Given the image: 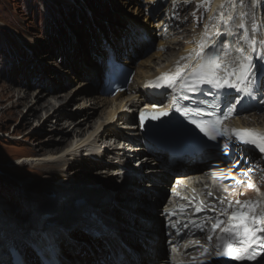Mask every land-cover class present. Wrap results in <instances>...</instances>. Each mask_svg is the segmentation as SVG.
I'll return each instance as SVG.
<instances>
[{
	"label": "rangeland",
	"instance_id": "374dc122",
	"mask_svg": "<svg viewBox=\"0 0 264 264\" xmlns=\"http://www.w3.org/2000/svg\"><path fill=\"white\" fill-rule=\"evenodd\" d=\"M132 3L136 4L135 1ZM130 5L128 0H119L115 4L112 0H70V2L68 0H0V93L5 91L8 96L0 101V219L2 222H6L7 226L16 228L18 231L15 233L19 234L24 231V234L21 233L22 235L27 237L33 235L34 230L41 224L42 216L57 211L60 201H62L60 211L68 206L75 196L76 189H80V185L86 181L98 182L105 187H114L115 193L120 192L121 184L118 187V178L114 174L116 172L113 171L116 170V163L110 161L111 156H107V154L101 156L100 153L105 144L114 143L112 139L114 133H111L114 127H117L114 129L117 132H125V124L121 119L110 123L107 119L110 108L100 107L93 120L84 124L85 133L83 134L85 136L82 137L81 133L77 131V127L80 120L85 117L78 108L80 104L78 102L81 101L78 97L81 95L76 91L77 88L82 87L80 85L86 78H78L77 75L74 77L71 64L68 62L67 65H63L62 69L58 67L59 64H62L59 58L63 57L60 56L62 54L60 50L55 52L53 58H44L48 60L49 64L45 63L44 65L40 57L44 51L56 50V47L73 42V39L76 38L74 40V42L77 41L75 42L76 46L83 43L87 48V50L85 49L86 55L95 58L92 55L90 44H87L88 38L92 37V34L95 35L96 44L103 47L104 35H107L108 38L110 33L113 35L114 32L118 37H121L123 29L121 26L137 17L126 7ZM144 12L140 14L137 21L144 23L143 16H146ZM188 30H190V26H188ZM188 30L186 35L190 33ZM34 42L40 43L39 46H33ZM55 42L56 44L58 42L56 47ZM36 49H39L40 53ZM70 49L71 46L68 45L65 51L73 53V50ZM176 52L172 53L175 55ZM165 56L169 57L167 54ZM46 67L52 70L58 69L61 72L59 78H56V75L49 70L47 71ZM33 73H38L40 77L43 76L46 84H51L47 90L50 87L51 89L52 87L58 88L60 84H64L65 87L59 90L63 95V97H58L59 100L55 97V92L50 91L47 94L41 102L42 107L37 109L39 115L37 117L33 114L31 101L26 105H16L19 94L23 95L25 92H29L31 95H36L45 87L42 81L31 88L26 87V83H35L34 79L36 78ZM71 91H73L75 100L63 101L66 102V106L62 110L64 113L60 116L53 115L47 120L49 114L52 115L54 112L53 106H59L60 100H63L64 96ZM10 93L14 95L11 94L13 96L9 99ZM99 124L102 125L99 126ZM89 135L90 138H86ZM64 138L66 142H64ZM85 138L86 141L94 142L96 140L98 144H103L102 148L99 145V148L91 149V151L88 148L91 143H81ZM56 145L63 146V148L59 149L58 153L49 154V157L43 155L42 151L37 153L31 151V149H38L41 146L53 147ZM86 148L89 151H86ZM70 149L74 151L67 154L71 152ZM97 153L99 155H96ZM34 156L36 158H33ZM95 162L112 165L113 172L102 173L101 170L104 172L107 169L104 166L95 165ZM73 164L75 167L70 166ZM53 188L57 190V193L68 191L69 196L65 199L59 197L53 203L50 195ZM122 192L127 194V192ZM33 198H41L42 213H40V217V214L37 213L36 218L31 222H25V213L30 210L27 205H29V201H33ZM78 213L75 215L77 216ZM26 225L30 228L25 232ZM82 234V228L77 229L75 240H72L74 244L64 246L67 254L76 256V262H80L78 257L86 254L88 244L94 240L92 239L87 245L81 247L79 240L85 239V237H81ZM10 239L12 240V238ZM29 248L26 245L21 247L24 254L28 252ZM68 250L70 253L67 252ZM32 251L33 248L27 255L25 254L28 260L33 256Z\"/></svg>",
	"mask_w": 264,
	"mask_h": 264
},
{
	"label": "bare ground",
	"instance_id": "6f19581e",
	"mask_svg": "<svg viewBox=\"0 0 264 264\" xmlns=\"http://www.w3.org/2000/svg\"><path fill=\"white\" fill-rule=\"evenodd\" d=\"M68 1L70 2V0H68ZM112 1L115 4L119 0H112ZM146 1H148V2H146ZM146 1L142 0V1L138 2V0H136V6H126V7H128V9L131 12L134 13V15L136 14V16H137V17H134V20L132 21L131 25H133V24H134L133 26L136 25L139 33H146L147 35H150L154 41H155V39H157L159 41V45H165V46H168V48L170 47L171 49L177 48V46H180V47L181 46L183 47V45L186 46V44H185L186 41H184L183 39L180 40L179 39L180 36H177L171 40L168 39L167 41L161 37L162 31L157 29V28H158L160 22L163 19H165V17L161 13H155V15H154L155 18L153 20H150L151 19L150 14L152 13V11H153L152 8L154 7L151 5V3L154 2L155 0H146ZM205 1H209V0H197L196 2H193V0H183V2H177L178 9L176 8L173 12L174 13L179 12L181 14V16L177 17V20H175V21H173L171 19L170 22L173 21L174 25H176V26L181 25L182 23L185 24L183 26H186V24L190 21L189 17L191 15V13L187 14L186 13L187 7L182 6V4L184 2H188L189 6H191V7H193V5L203 6ZM133 2H134V0H133ZM144 2H146V3H144ZM260 2L262 3V2H264V0H260ZM115 7H118V6H115ZM262 10L264 11V6L262 7ZM143 11H145L144 13L146 16H144L145 18L143 19L144 23H141L137 20L139 19V16ZM187 15H189V16H187ZM178 22H179V24H177ZM170 29L174 32L176 31L175 27H170ZM100 30H102V28H100ZM185 31H186V29H184V32ZM95 33H97V32H95ZM208 37H209V35H208ZM117 38H118V36L114 32H113V35L110 33V36H108V38L106 36V39L108 40V42L112 41L113 43H115L116 52L120 56H123V55L125 56L126 63L130 64V66H134V64L137 60V58L134 55L138 54V53L141 54L144 50H139V48L143 45L146 46V43H143V42L137 41V40H132V41H126V44L124 46L123 44L121 45V44L117 43ZM75 39L76 38L73 39V42H70V43L68 42L67 44H62L61 47L60 46L56 47L58 42H57V44L55 42L54 45L56 47V50H51V51L49 50L50 52L44 51L43 53H41L40 58L42 60V63H44V65H45V63L49 64L48 60H45L44 58L45 57L53 58L55 56V52L56 51L59 52V50H60V52L62 53V54H60V56H63L64 63H66V65H67V62L69 64H71L73 74H76L77 75L76 77H80L81 74L82 75L85 74L87 76V79L82 81V83L80 85L82 87L79 89L77 88V91H76V92H80L79 95H81V96L78 95L79 96L78 98L81 100L80 102H78V103H80L78 108L80 109V113L84 114L83 117H85L82 120H80V123L77 127V129H78L77 131H79L81 133V136L83 137V135H84L83 133H85V130L83 129L84 124H88V123H90V121L93 120L95 113H97V111L100 110V107H104V109L111 107V110L107 113V119L108 120L110 119L112 121L114 119L115 114L117 112L121 111L124 106L128 105L127 102H129V101H127L124 104L125 101H123L121 96L110 98V97H107L104 95H100L98 93V87L96 86L97 85V76L100 75L101 69H100L98 62H96V61L98 60L99 57L102 58L103 55H105V52L102 51L103 49L99 44H96L95 39H97V38L95 35L92 34V37L90 36L88 38L87 44H90L93 55L97 56L96 57L97 60L95 61L96 66L91 67L88 71V66L90 65V63L94 64V62L92 61L94 59L91 58L90 56L86 55L85 49L87 50V48L85 47V45L83 43H80L79 45L76 46L75 42H77V41L74 42ZM186 39L187 40L191 39V35H188L186 37ZM200 40L201 39L196 38V42L193 43L192 46L194 47L196 43L200 42ZM61 43H63V42H61ZM39 44L40 43L34 42L33 46H39ZM68 45L71 46L70 50H73V53L65 51L67 49ZM36 51H38L40 53L39 49H36ZM181 51H182V48L181 49L179 48V51H177L175 53V55L173 53H171L170 57H166V59H163L160 63L157 64V67L164 66L172 58H174L176 55L180 54ZM75 53H78V54L76 55ZM163 53L164 52H162V51H154V53L152 55L148 56L146 60L139 63V65L137 66L138 71L136 73L135 82L132 85V89H134V90L138 91L140 94H142V91H141L142 84H140L141 77L142 78L145 77L148 72H151L155 68L154 63H156L157 59H160V60L162 59ZM167 55H169V54H167ZM172 55H174V57H172ZM58 67L62 69L63 64H59ZM46 70L47 71L49 70L51 73H54L56 75V78H59V76L61 75V72L58 69L52 70L49 67H46ZM33 74L36 78V79H34L35 83H33V82L32 83L31 82L26 83V87L28 86L27 88H31V87L35 86V84L36 85L40 84L41 81H42V84H45V87L43 88L42 91H39V93H37L36 95L35 94L31 95V93H29V92L28 93L25 92L23 95L19 94L18 95L19 98H18V101L16 102L17 103L16 105L17 106L21 105V104L26 105L27 103H29V101H31V103H32L31 107L34 111L33 114L36 115V117H37V116H39L37 109L39 107H42L41 102L45 99L47 94H49L50 91H52V92L56 93V96H55L56 98L61 97V96L63 97L62 93L59 90H61L62 88H65V87H64V84H60L58 88L52 87V89H51V87H50L51 90L50 89L47 90V88H49V85H51V84L50 83L46 84L44 77L43 76L40 77L38 73H33ZM74 77H75V75H74ZM63 82H61V83H63ZM17 92H19V90H17ZM72 92L73 91H71L70 93L65 95L63 100H60L61 104L59 106H57V105L53 106L52 109H54V112L52 113V115L49 114L47 120H49L53 115L60 116L64 113L62 110H63V107L66 106V102H63V101H66L68 99H69V101H71L73 99L75 100V97L72 94ZM11 94H13V93L9 94V99L14 95V94L13 95H11ZM6 97H8V96L5 94V91L0 93V101H3ZM58 100H59V98H58ZM138 104H139V101H133V102H131V107L136 108ZM84 106H86V107L84 108ZM89 106H91V107L88 108ZM90 111H92V113H90ZM72 117H74V115H72ZM125 117H127V116L122 114L121 118L124 119ZM129 119H131V118H129ZM253 121H254V123H258V124L264 123V119L253 118ZM101 125L99 124V126H101ZM115 128H117V127H114V129ZM93 132H94V130H93ZM88 133H91V132H88ZM114 134L116 137H120V138L125 136L126 139L130 140L131 143H135L138 140H140V138H141V135H139L137 132H129L128 131V132L121 133V132L114 131ZM93 135H94V133L92 134V136ZM110 135H112V134H110ZM65 138L63 139L64 142H66ZM86 138H90V135H89V137L87 136ZM86 138L84 140H82L81 143H86V144L93 143V142H90L91 140L86 141L87 140ZM91 139H92V137H91ZM81 143H79V144H81ZM99 145L100 144H97V141L94 142V146H99ZM62 148H63V146H58V145L53 146V147L52 146H49V147L41 146L38 149H31V151L34 153L42 151L44 153L43 155H48V157H49V154L58 153L59 149H62ZM97 151L99 152V150H97ZM77 152H78V150H77ZM113 153L117 157H120L122 154L128 155L129 151H126V150L125 151H114ZM53 156H55V155H53ZM26 157H30V156H26ZM33 158H36V156H34ZM37 158H40V157L37 156ZM92 163H94V162H92ZM70 166H74V164L70 165ZM132 175L133 174L131 173V174H128V176H126V188L127 189H130L129 185L137 186V189L133 190L134 199L132 200V202L130 201V202L124 204L119 199L114 198V199L109 200L105 204V206L102 210L103 219L105 220V222L107 224H109L110 226H112L115 229L116 235L114 237L106 238L107 244H105L103 242V240H93L92 243H89L88 244L89 247L86 249V254L82 257L81 256L78 257L80 260V264H85L84 261L87 260L89 255H91L92 253H95V255L100 254L99 251L97 250V248H98L97 246H99L102 249L101 255H106V261L108 260L111 264H116L115 262H113V257H114V255L115 256L117 255V253H116L117 250H122V252L126 255V259H124L121 262V264H126V261L130 260V258H132V257H133V261L130 262L131 264H153L155 259H158L159 261H161L160 257H159V255L161 254V251H162V244H161L162 234L160 231V229H161L160 218H159V216L153 214L154 208L150 207L148 205L147 197L150 196V197L154 198L156 200L155 204L157 205L160 202V195L159 194H162V190H160V188H159V194L152 192V191L143 190L141 188L142 187L141 184H139V182L136 181V179H133ZM259 179H260V177L257 178V180H259ZM160 181H162V179H160ZM123 191L127 192V194L129 195V192L125 189V187H124ZM50 195L52 198L51 202H53V203L56 202L55 200H58L59 197L61 199H65L66 197L69 196L68 191H62L60 193H57V190H54V188H53L52 194H50ZM32 200L34 202L29 201V205H27L30 210L27 211L28 213H25V222H27V221L31 222L32 219L36 218L35 215L37 213H39V214L42 213V211H41L42 202L40 201L41 198H38V199L33 198ZM48 202H50V201H48ZM40 204H41V206H40ZM61 204H62V201H60L58 203V206H57L58 209H60ZM147 208H149V210H147ZM60 212L61 211L59 210V213ZM84 212H86V210ZM78 214L79 215H77V217L80 216V213H78ZM0 216H1V214H0ZM40 216H41V214L39 215V217ZM142 218L147 219V221L146 222L141 221ZM1 220L2 219H0V264H7L9 259H11V257H13V256L14 257L15 256L18 257L20 255L22 256L21 252L19 250H16V249L14 250L15 252L13 255L9 256L8 255L9 253L6 254L7 253L6 243L8 245L9 244L13 245L10 238L16 239L15 241L18 244H20V247H22L23 245H26L29 247L31 246L32 248L37 247L36 243L39 241L40 238H42L41 234L40 235L34 234L33 236L29 235V237H27L26 235H22V234H24V231L20 232L19 234L15 233L18 231L16 228H11L10 226H7L5 224L6 222H4V221L2 222ZM87 222L88 221L84 220V217H82L81 221L79 219L75 224L72 225L70 230L67 232L64 229L57 230V231H52V229H48V231H47V232H51V231L55 232V235L52 238L55 239L56 242L59 244V246H61L63 248L62 251H64V255H65L64 257L68 260V262L70 264H77L76 263L77 258L74 254H72V255L67 254L64 250V246H72V244H74L72 242V240H75V238H74L75 237V231H77V229H79V228H85V224ZM37 226H39V225H37ZM29 228H30V226L26 225L25 232H26V230L29 231ZM13 230H16V231H13ZM11 231H12V233L10 234ZM34 231H35V233L39 232L38 228L35 229ZM19 235H21V236L19 237ZM32 242H34V244H32ZM120 242H124L131 249V252L128 251L127 248L120 245L121 244ZM118 247H120V248H118ZM9 249H10V247H9ZM9 251H11V250H9ZM82 252H84V251H82ZM108 256H111V258H108ZM89 261L90 260H87L86 264H89ZM109 262H108V264H110ZM28 263L32 264L30 262H28Z\"/></svg>",
	"mask_w": 264,
	"mask_h": 264
},
{
	"label": "snow or ice",
	"instance_id": "6c2138e0",
	"mask_svg": "<svg viewBox=\"0 0 264 264\" xmlns=\"http://www.w3.org/2000/svg\"><path fill=\"white\" fill-rule=\"evenodd\" d=\"M253 26L258 27L255 24ZM245 27L243 22L239 25L241 30ZM243 39L248 42L251 52L244 55V49L238 48L236 51L241 54L238 58H230L229 54L224 52L223 40L211 44L208 51H205V42L201 41L200 51L196 53L197 62L194 65L178 63L175 72L161 73L156 78L155 84L149 82L150 86L176 88L179 84L180 92L186 90L189 93L199 91L200 86L205 84L216 89H234L248 95H252L254 91H264V80L259 79V76L264 74V39L257 40L247 34ZM217 44H219V48ZM222 52L224 55H221ZM255 57H258L261 62L259 68ZM181 59L191 60L192 55L189 53L187 57H181ZM190 99L191 97L186 94L174 95L172 107L207 137L212 140L225 137V148H228L230 143L248 144L254 146L260 153H264V131L225 126L224 122L235 110L234 104H229L226 112L217 115L214 111L209 112L201 106H187L180 103L181 100ZM211 107L215 109L218 105L212 104ZM169 114L170 110L168 109L142 112L140 119L143 123L148 119L160 120ZM238 183H242V181H238ZM248 186L256 187L252 183H249ZM208 194L212 195V193ZM220 203L223 205L224 201L220 200ZM183 207L182 205L181 210ZM205 207L204 201L200 200L196 211L202 212ZM212 210L215 212V209ZM196 226L200 231H204L201 225ZM217 230H219L218 235ZM214 238L217 261L231 258L235 261H253L255 264H264V200L228 201L227 205L221 209V213L215 216V222L208 229L207 240L209 243L201 245L203 249L201 255L210 250ZM179 264H185V262L180 261ZM200 264H204V261H201Z\"/></svg>",
	"mask_w": 264,
	"mask_h": 264
}]
</instances>
